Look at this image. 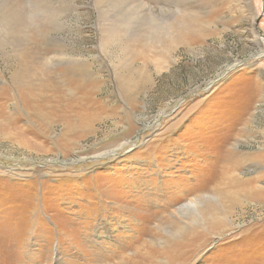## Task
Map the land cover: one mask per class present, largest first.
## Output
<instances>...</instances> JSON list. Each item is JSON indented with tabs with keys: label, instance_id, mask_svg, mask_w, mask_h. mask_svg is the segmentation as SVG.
Returning a JSON list of instances; mask_svg holds the SVG:
<instances>
[{
	"label": "rangeland",
	"instance_id": "rangeland-1",
	"mask_svg": "<svg viewBox=\"0 0 264 264\" xmlns=\"http://www.w3.org/2000/svg\"><path fill=\"white\" fill-rule=\"evenodd\" d=\"M263 6L0 0V264H264Z\"/></svg>",
	"mask_w": 264,
	"mask_h": 264
},
{
	"label": "bare ground",
	"instance_id": "bare-ground-1",
	"mask_svg": "<svg viewBox=\"0 0 264 264\" xmlns=\"http://www.w3.org/2000/svg\"><path fill=\"white\" fill-rule=\"evenodd\" d=\"M178 7V6H177ZM259 39V38H258ZM233 168V167H232ZM228 172H226V173H223L222 174V179H223V177L224 176H226V175H230L229 174V170H227ZM239 179V178H238ZM252 183H253V180H250V182L249 181H247V182H244V184H242V186L243 187H246V189L248 188L249 189V192H253V188L251 187L252 186ZM242 190V189H241ZM264 194V193H263ZM195 198H199V197H195Z\"/></svg>",
	"mask_w": 264,
	"mask_h": 264
},
{
	"label": "water",
	"instance_id": "water-1",
	"mask_svg": "<svg viewBox=\"0 0 264 264\" xmlns=\"http://www.w3.org/2000/svg\"><path fill=\"white\" fill-rule=\"evenodd\" d=\"M263 11H264V6H263ZM260 34H261V38H260V40H261V41H264V34H263L262 32H260Z\"/></svg>",
	"mask_w": 264,
	"mask_h": 264
}]
</instances>
